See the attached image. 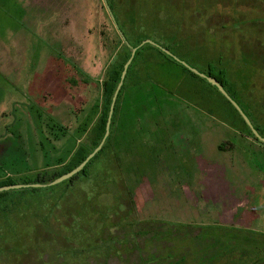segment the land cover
<instances>
[{
    "label": "rangeland",
    "instance_id": "rangeland-1",
    "mask_svg": "<svg viewBox=\"0 0 264 264\" xmlns=\"http://www.w3.org/2000/svg\"><path fill=\"white\" fill-rule=\"evenodd\" d=\"M109 1L0 0V182L59 170L78 147L93 146L94 129L104 111L105 73L115 58L122 65L131 52L124 46L114 12L115 21L109 12ZM111 1L131 43L152 40L203 71L211 65L216 74L225 70L230 90L264 132V0L257 1L263 3L261 9L240 0ZM131 70L127 89H139L125 90L110 145L99 160L108 161L110 167L116 151L134 145L172 146L173 150L175 146L180 151V177L189 187L186 208L143 213L137 217L141 222L155 218L157 223L142 222L136 228L139 235L124 243L122 234L113 229L112 234L107 232L108 241L83 253L70 242L74 229L64 231L72 223L65 218L82 210L73 196L65 200L68 206H60V195L52 190L36 196L10 190L5 192L8 197L0 199V264H143L140 258L148 257L150 244L144 235L151 236L163 220L177 232L171 249L176 255L197 250L200 240L216 247L212 234L201 228L219 221L226 224L221 217L237 214L238 208L246 210L242 223L264 232V205L246 207L252 187L264 188V147L253 139L242 140L243 125L219 95L155 48L145 47ZM141 88L149 96L142 105L155 116L158 109L147 100L168 102L162 105L163 113L169 114L168 124L158 123L172 133L160 132L161 139L153 123L156 117L147 121L148 109L137 108L132 101L139 92L143 94ZM170 90L176 94L168 95ZM122 198L119 186L111 182L102 202L111 208L123 203ZM180 229L188 233L180 236ZM182 236L186 241H179ZM158 246L160 256L168 245L155 242ZM211 250L203 252L208 260ZM238 256L239 252L235 257L227 255L215 264H237ZM157 264L197 262L191 256L184 261L178 256L169 259L166 253Z\"/></svg>",
    "mask_w": 264,
    "mask_h": 264
},
{
    "label": "flooded vegetation",
    "instance_id": "flooded-vegetation-1",
    "mask_svg": "<svg viewBox=\"0 0 264 264\" xmlns=\"http://www.w3.org/2000/svg\"><path fill=\"white\" fill-rule=\"evenodd\" d=\"M247 3L249 6L251 5L254 7L260 6L258 8L260 9L263 8L262 6L263 3L259 4L256 1L252 2L251 0H247ZM262 18H264V16H262ZM135 48H138V47H135ZM176 55L181 58L180 55L178 54ZM181 59L184 60L183 58ZM196 69H198L200 72L206 75H211L210 74L211 67H209L205 71L199 68H196ZM128 71H127L125 80L128 76ZM189 76L192 77L191 75ZM196 76L199 77L198 75ZM212 77H215V76H212ZM199 78L200 79H196L198 83L210 87L214 92H216L219 95L220 92L215 86L211 85L205 79L201 77ZM216 79L218 80V78ZM224 85L225 84H223V86ZM224 88L226 90V86H224ZM170 94H176V92L170 90L168 95ZM219 97L223 101L224 99L227 100L224 96H223L224 99L220 95ZM184 99L185 98L181 100H184ZM155 103H156L155 108L158 109L157 117L159 116L160 119H157L156 117L154 124H155L156 130L159 131V137L161 139L162 135H164L167 132L168 133L171 132L170 128L160 129L159 126H162V124L158 123V121H161L162 123H164V121L167 123L168 121L167 116L169 114L167 113L164 114L162 110V105L168 102L159 100V102H155ZM228 107L232 111V114L235 115V112L231 109V107L229 105ZM244 109H245V113L252 121L255 129L259 132V134L260 133L264 134V132L261 131L260 126L259 125L257 126L255 122H253L251 111L247 107H245ZM160 132L162 135L160 134ZM239 134L242 140L247 141V139H253L256 143H259L262 147H264V143L255 137V135L252 133L249 127L248 129L244 128L242 131L239 132ZM260 135L262 136V134ZM171 147L172 146H164L160 148V146L158 145H152L148 147H141V146L138 147L134 145V146L129 147V149L127 150L121 151L120 153H118L119 151H116L117 156L115 158V161L111 162L112 164L110 165V167H108V161H103L100 164L101 165L100 167H103V170L99 176V180H103V182L101 183L102 190L106 192L108 180H116L115 184L119 186V190L122 196H125L126 198H128V201H130V204H131L130 212H133L136 218L140 217V215H142L143 213L145 214L147 212H154L156 210L163 212L164 214H167L168 212H172V210H174L175 212L176 211L181 212L184 208H186L187 203H188L186 195H187V189L189 187L187 183L182 182V178L180 177L182 170H181V164L178 163L179 154H177L180 151L178 148L176 149L175 146H174L175 148L174 150ZM160 149H163V150H160ZM88 163L86 164V166L88 165ZM112 168H115V170ZM83 171H81L80 173H82ZM86 171L88 175L89 169H87ZM177 171L180 172L179 176H178ZM76 175H74L73 177L65 181L75 180L74 178ZM79 179L80 178L76 180H79ZM123 180H127L126 185L123 184ZM60 184H57V185H60ZM101 187H100V190H101ZM260 187H257V186L252 187L253 191H251L248 195L249 198L247 199L246 207H251L255 209V208H259L260 206L264 205V188H262V186ZM241 210L242 211L244 210V211L240 212ZM245 211H246L245 208L244 209L238 208L237 214L221 217L220 220H225L227 222L226 224L218 220L219 223L214 226H205L204 228H201V230L207 235H210V234L207 233V230L205 229H209V228L211 229V234L213 236V239L216 242V247H214L213 243L210 244L206 240H200L198 242L197 250H194L193 252L192 250L190 252H187L185 249V251L180 252L178 255H176L175 253L171 251V249H174L173 245L176 244V239L174 237V234H176L177 232L176 233L173 232L171 222H167V220H163L164 222L161 221L160 225L154 226V230H152L153 233L151 234V236L144 235L147 237L146 239H148V243H150L148 244V247H149L147 251L148 257L144 258L140 256L141 257L140 260H142L141 262L143 264H153V263L157 264V260H160L167 253V258L169 259L177 258L178 256L179 259L181 258L182 261H184L185 257L191 256V259L195 258L197 264H215V262H217L223 257H226L227 255L232 254L235 257V253L237 254L239 252V256L236 259L237 264H264V232L256 231L250 226H247L245 223H242L246 220L244 216ZM237 220L241 222V224L237 223L236 222ZM138 221L140 222L141 220L138 219ZM145 221H148L149 223H155L157 219L147 218V220L143 219L142 222H145ZM116 227L117 228L115 229V231L122 234L120 241H122L123 243L125 242V240L127 239L129 240L130 237H136V235H139V232L137 233L136 231L137 227H135V229L132 232L129 230L127 235H124L122 225L120 226L118 225ZM133 228L134 227H132V229ZM180 228H182V226ZM180 230H181L179 232L180 236L181 234L185 235L188 233L187 230H182V229ZM150 232L151 231H149V233ZM183 236L181 237V240H179L180 242L186 241V239ZM201 236H202V233H201ZM155 242H158V243L164 242L165 244L168 245V246H164L163 254L161 255L160 253V256H157L158 254L157 251L159 250L160 246L156 248ZM161 248L162 247H160V249ZM208 248L212 249L210 251V254H212L211 255L212 257H209V260L208 258H205L207 254L204 255L203 253L204 249H208ZM150 249H153V251H149ZM212 258L213 260H210Z\"/></svg>",
    "mask_w": 264,
    "mask_h": 264
},
{
    "label": "trees",
    "instance_id": "trees-1",
    "mask_svg": "<svg viewBox=\"0 0 264 264\" xmlns=\"http://www.w3.org/2000/svg\"><path fill=\"white\" fill-rule=\"evenodd\" d=\"M210 1H212L214 3L224 1L227 3V2H234L236 0H203V2H205L206 4L209 3ZM240 1L241 2L242 1L247 2V0H240ZM251 1L257 2L258 0H251ZM109 3H110V6L112 8V11L114 12V15L116 17L118 28L122 31V33L124 34L128 43L130 44V46H128L125 43L124 46L127 48H129V47L130 48L131 47H138L139 48L138 51L136 52L135 56L133 57L132 61L130 62V66L128 69L129 70L128 76H129V73L132 71L131 68H132V65L135 62L137 56L140 55L141 51H143L145 47L150 46V47L155 48L161 55L165 56L168 60H170L173 64H175L180 70L185 71L188 74V76L191 75L195 79H200L199 77L194 75L191 71H189L187 68H185L184 66H182L181 64H179L178 62L173 60L171 57H169L167 54H165L161 49H159L153 45H150V44L143 45V42L145 39L140 40L139 42H136L135 44L131 43L132 40L130 41V35H128L125 28L121 25L119 18L117 16V13L115 10V8L117 6H115L111 0L109 1ZM132 18H133V16H132ZM161 46H163L164 48H167L171 52H173L169 47H165L164 45H161ZM131 57H132V48H131L130 54L124 59V64L121 65L119 62L116 61V58H115L114 59L115 61H113L111 63L110 67L107 69V71L105 73L104 80H103L104 111H103V116L100 118V121L95 126L94 136H93L94 141H93L92 147H87V146L86 147H84V146L78 147L77 150L74 152V154L71 156L69 162L67 164H63L59 170H51V171L45 170V171L37 173L36 176H34V178L26 177V178H22L20 180L7 179V180H2L0 182V187L12 185V184H21V183L28 184L30 186H28L27 188H22V189H17V190L21 191L22 193H28V192L33 193V194H35V196H36V194H39V192L46 191V190H52L53 192H57V194L60 196L63 194L64 196L62 198H60V196H59L60 206H63V205L68 206L69 203H67L66 201L69 200L73 196L74 204H79V206L82 207L81 208L82 210L78 212V216L71 214L65 218V220H71L72 223L70 225L66 226L64 231H66V230L68 231L67 228H69V229L73 228L74 229V232L72 233L73 237H69V236L68 237L70 239L71 244H73V246H74L73 248L83 250V253H85L87 249H91L92 247H96L99 244H102L105 241H108V240H105V239H107V237H106L107 232H110L112 234V230L114 229V231H115V229L117 228L116 226H118V225L123 226L124 235H127L129 230L132 232L135 229V227H139V225L142 224L141 221L140 222L138 221V219L135 217L133 212H130L131 204H130V201H128V198H126L125 196H122L123 197L122 198L123 203H121V202L117 203V204L113 205L111 208L109 206L107 207L106 203L102 202V200H103L102 197L107 194L110 183L112 182V184H114V183H116V180H108L106 192L103 191L102 187H101V183L103 182V180H99V176L102 172V171H99L100 166H101L100 164H101V162L104 161L103 159L99 160L100 155L104 154V152L108 149V147L110 145V141L112 138L111 134L113 132L115 119L118 115V107L122 101V98L124 96V92L127 89L126 83L128 80V76H127L126 80L124 81V84H123L121 90L119 91L116 106H115L114 115H113V118L111 121L110 135L107 138L103 149L88 163V165L86 166L85 170L82 173L75 176V178H74L75 180H68V181L63 182L60 185H56L53 187L51 185L50 186H38V185L39 184L49 185L52 182L56 181L61 176L71 172L76 167H78L83 161H85L87 159V157L92 152H94V150H96V148H98L102 144V142L105 138V135H106V126H107V121H108V117H109V113H110L111 104L113 102V98H114V96L118 90L119 84L121 82L124 68H125L126 64L131 60ZM186 62L189 63L188 61H186ZM189 64L192 65L191 63H189ZM192 66L194 67V65H192ZM209 67H211L210 74L212 76H215L216 78H218V80L222 84H225L224 86H226V90H227L228 94L245 111L244 104L241 102V100L235 94H233L231 92V90H229L230 88L228 86V84H229L228 79L226 78V71L222 70V71H219L218 74H216L215 69L212 67V65ZM148 79H151L150 76L148 77ZM153 81H145V82L151 83L153 86L158 87V88H162V89L166 88V86H164L162 83L153 82ZM128 89H131V88L129 87ZM138 89L139 88H137V89L135 88V89H131V90L137 91ZM178 89L179 88H177V90ZM143 90H144V88L142 89V92H143ZM146 94L147 93L143 92V94H142L139 92L138 95H140V96L138 97V99H136V96H133L132 101L136 103V105L138 106L137 108L143 106V109H145V110L148 109V114H147V118H146L147 121L154 120V117H157V115L155 116L154 115L155 113L150 111L149 106L142 105V102L145 101L146 98H149V96ZM148 94H150V92H148ZM219 95L224 99V97L220 93H219ZM155 96H156V94L154 95V97ZM147 101L150 103H153L154 106L156 105L155 102H152L149 100H147ZM224 102L227 105H229L231 107V109L235 112V116L240 121V123L243 125V129L244 128L248 129L246 123L244 122L242 117L239 115V113L233 108V106L230 104V102H228L225 99H224ZM157 113L158 112H156V114ZM146 119H145V121H146ZM243 129H241L240 131H242ZM144 131H146V130H144ZM260 134H262V136L264 137L263 133H260ZM233 146H235V145H233ZM87 169H89L88 175H87V171H86ZM78 178H80V179L76 180ZM125 181L127 182V180H125ZM100 187H101V190H100ZM5 192H7V191L0 193V199L9 196V195L5 194ZM116 199L118 201L119 197H117ZM64 202H66V203H64ZM104 204L106 207H104ZM114 217L118 218L117 222L113 221ZM108 220H111V222L107 223ZM59 223H61V224H59ZM57 224L60 228H62L61 227V225H62L61 217H59V218L57 217ZM132 227H134V228L132 229ZM205 230H207V233L211 234L210 228L205 229ZM109 241L115 242V239L113 237H110ZM83 257H86V256L83 255Z\"/></svg>",
    "mask_w": 264,
    "mask_h": 264
},
{
    "label": "water",
    "instance_id": "water-1",
    "mask_svg": "<svg viewBox=\"0 0 264 264\" xmlns=\"http://www.w3.org/2000/svg\"><path fill=\"white\" fill-rule=\"evenodd\" d=\"M109 12L112 16V18L115 21V17L113 15L112 10L110 9V7H108ZM116 23V22H115ZM117 25V24H116ZM118 26V25H117ZM119 29V28H118ZM119 32L121 34V36L123 37L125 43L130 46V44L128 43L127 39L125 38L124 34L122 33V31L119 29ZM146 44H150L153 45L159 49H161L165 54H167L169 57H171L173 60H175L176 62H178L179 64H181L182 66H184L185 68H187L189 71L193 72L194 74L198 75L199 77L205 79L206 81H208L211 85L215 86L219 92L232 104V106L237 110V112L240 114V116L242 117V119L245 121V123L247 124V126L251 129L252 133L255 135V137L260 140L261 142L264 143V138L259 134V132L255 129L252 121L250 120V118L247 116V114L245 113V111L242 109V107L228 94V92L225 90L223 84H221L215 77H212L211 75H206L202 72H200L198 69H196L195 67H193L192 65H190L189 63H187L186 61L182 60L180 57H178L175 53L171 52L169 49L164 48L163 46L159 45L158 43H156L155 41L152 40H145L143 42V45ZM139 48H135L132 47V57L131 60L126 64L125 68H124V72L122 75V79L121 82L119 84L118 90L113 98V102L111 104V108H110V113H109V118L107 121V126H106V135L105 138L102 142V144L92 153L90 154L87 159L85 161H83L78 167H76L74 170H72L71 172L63 175L62 177L58 178L56 181L52 182L49 185H44V184H39L38 186H54L57 184L62 183L63 181L70 179L71 177H73L74 175L80 173L81 171L84 170L86 164L103 148L106 139L108 138V136L110 135V128H111V120L114 114V110H115V105L117 102V98H118V94L119 91L121 90L124 81H125V77L128 71V67L130 65V62L132 61L133 57L135 56L137 50ZM28 184H12V185H7V186H2L0 187V192H4V191H9V190H15V189H22V188H27ZM34 186V185H33Z\"/></svg>",
    "mask_w": 264,
    "mask_h": 264
},
{
    "label": "crops",
    "instance_id": "crops-1",
    "mask_svg": "<svg viewBox=\"0 0 264 264\" xmlns=\"http://www.w3.org/2000/svg\"><path fill=\"white\" fill-rule=\"evenodd\" d=\"M1 180V179H0Z\"/></svg>",
    "mask_w": 264,
    "mask_h": 264
}]
</instances>
